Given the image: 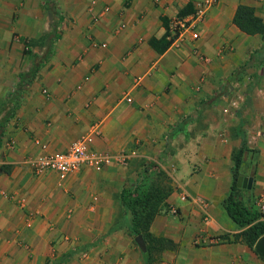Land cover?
<instances>
[{
	"label": "crops",
	"instance_id": "obj_1",
	"mask_svg": "<svg viewBox=\"0 0 264 264\" xmlns=\"http://www.w3.org/2000/svg\"><path fill=\"white\" fill-rule=\"evenodd\" d=\"M54 1L52 15L43 0H0V118L12 105L8 99L20 73L31 67L30 54H37L36 62L52 50L24 86L1 139L0 164L10 171L0 172V264H75L82 243L89 247L79 264H145L119 218V195L149 169L162 138L157 157L174 158L179 192L175 188L149 226L161 242L154 263L264 264L223 204L240 138L225 141L220 133L201 148L200 131L189 149L169 152L172 142L187 136L189 124L201 123V74L210 72L208 61L220 67L234 53L238 63L242 51L245 62L259 48L262 37L242 32L232 19L243 3L264 20V0H216L196 28L197 39L188 32L178 37L172 19L203 0ZM58 15L60 22L48 33ZM223 120L233 123L231 116ZM93 130L94 149L111 156L133 150L131 157L99 170L86 166L62 179L51 171L36 174L25 162L41 144L62 151ZM252 144L253 172L239 174L252 176L251 189L241 193L256 206L264 195V135L248 137ZM188 158L196 168L192 174Z\"/></svg>",
	"mask_w": 264,
	"mask_h": 264
},
{
	"label": "trees",
	"instance_id": "obj_2",
	"mask_svg": "<svg viewBox=\"0 0 264 264\" xmlns=\"http://www.w3.org/2000/svg\"><path fill=\"white\" fill-rule=\"evenodd\" d=\"M47 6V10L56 14V3L54 0H43ZM189 12L180 13V15L187 14ZM233 23L242 32L248 35L259 34L262 37V43L259 48L253 50L249 58L243 62L240 68L246 69L254 67L256 75H260L261 68L264 67V20L261 16L257 15L255 8L248 4L240 3L236 7L233 19ZM60 22L59 15L57 18H53L50 23V29L48 33H52ZM52 50H48L42 59L34 62V57L37 54H30L31 67L28 72H22L19 75L16 89L14 94L8 99L12 105L8 104L5 108L4 115L0 118V144L3 136V131L6 123L12 112L19 104V100L24 86L33 78L37 70L47 60ZM239 123L236 126V132L240 138V144L238 148L233 152V166L231 167L232 183L228 195L224 199V207L229 217L235 222L239 228H244L239 234L250 246H254L256 240L264 234V220L261 219V215L252 204V198L250 196L243 197L241 191L242 187H237V177L239 175L238 169L243 162V155L245 151H248L247 139L242 128V119L238 115ZM173 136H169L167 139V148L170 147V139ZM166 152V149H165ZM160 160H164L160 157ZM148 168L145 169L140 175L137 182L130 187H125L121 190L119 195L120 212L119 218H124V224L130 235L134 238L137 234H142L145 241H147V251L142 253V257L145 264H153L156 260L154 256L155 245L161 242L155 239L149 232V226L155 215H157L161 207L165 205V200L172 192V188L169 186H163L161 184H153L150 181V175L148 174ZM10 171L8 165L0 164V172L8 173ZM121 222V221H117ZM119 226V225H118Z\"/></svg>",
	"mask_w": 264,
	"mask_h": 264
},
{
	"label": "rangeland",
	"instance_id": "obj_3",
	"mask_svg": "<svg viewBox=\"0 0 264 264\" xmlns=\"http://www.w3.org/2000/svg\"><path fill=\"white\" fill-rule=\"evenodd\" d=\"M238 52V63L232 60L234 53L231 56H226L222 60L220 67H214V61H208L211 64L210 72L201 74V123L189 124L188 128L190 131H188L187 136L182 140L178 139L172 142L174 146L170 147L169 152H173L174 149L177 150L176 146L179 148L187 147V143L191 142V139H194L200 131L201 148L204 142H206L208 148L220 133L223 137L225 136L223 138L225 141L238 139L236 132V126L239 123L238 115L242 119V128L246 139L249 137L254 140L257 136L264 135V67L261 68L262 70L258 77L254 67L242 70L240 66L244 61H241L243 60L241 55L245 53H242V51ZM235 56H237L236 53ZM201 57V60L205 59V55H201ZM229 116H231L233 123L223 120L224 117ZM163 140L164 138L159 141L160 146L157 147V151H154L153 157L149 158L148 162H151L149 167L151 170L150 177L153 184L169 186L173 192L176 188L174 182L176 175H179L177 171L179 167L174 163L175 161L173 162L174 158L171 155L167 157V160L159 161L157 154L163 147ZM256 154L257 148L255 145L248 146V151L244 152L243 162L238 171L252 173ZM187 160V168L190 167L188 170L189 174H192L196 168L191 165L189 158ZM208 160H211V157L206 154L205 162L208 163ZM176 190L179 192L178 188ZM166 200L165 205L167 203ZM70 240V237L66 238V241ZM86 244L77 245L79 253L76 256L78 261L75 264H79L85 258L83 253L89 247V244Z\"/></svg>",
	"mask_w": 264,
	"mask_h": 264
},
{
	"label": "built area",
	"instance_id": "obj_4",
	"mask_svg": "<svg viewBox=\"0 0 264 264\" xmlns=\"http://www.w3.org/2000/svg\"><path fill=\"white\" fill-rule=\"evenodd\" d=\"M216 0H203L198 3L194 9L184 15H176L172 19V28L178 37L183 36L188 32L192 39L199 37L196 28L200 22L203 21L207 11L215 4ZM128 102L132 100L130 96L125 98ZM95 130L91 133L80 136L73 141L70 146L62 151L50 150L46 144L39 146L40 151L35 156H30L25 160L27 164L31 166L34 173L41 174L47 171L55 172L59 179L64 178L67 174L72 172H78L83 167L91 166L97 170L103 166L111 163L113 159L117 161H125L130 158L133 150L123 152L122 154L111 156L93 148ZM10 147L13 145V141L8 144ZM187 194L182 193L180 198L182 200L187 199ZM255 207L261 215V219L264 220V195L257 197L255 201ZM202 218L207 220L209 217V206L207 202H203ZM173 214L177 213L176 208L171 207Z\"/></svg>",
	"mask_w": 264,
	"mask_h": 264
},
{
	"label": "water",
	"instance_id": "obj_5",
	"mask_svg": "<svg viewBox=\"0 0 264 264\" xmlns=\"http://www.w3.org/2000/svg\"><path fill=\"white\" fill-rule=\"evenodd\" d=\"M252 182H253L252 176H246L243 174H239L237 177L236 184H237V187L251 189ZM134 241L136 242V244L138 245V247L142 253H145L147 251V245H146V242H145L142 234H137L134 237ZM254 247H255L257 252H259L261 255L264 256V234L261 235L256 240Z\"/></svg>",
	"mask_w": 264,
	"mask_h": 264
}]
</instances>
